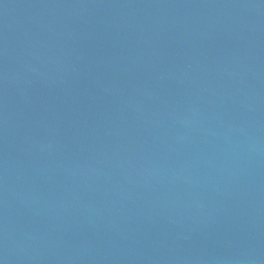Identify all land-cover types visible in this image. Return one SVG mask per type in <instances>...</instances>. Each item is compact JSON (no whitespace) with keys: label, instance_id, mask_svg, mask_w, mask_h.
I'll list each match as a JSON object with an SVG mask.
<instances>
[{"label":"water","instance_id":"95a60500","mask_svg":"<svg viewBox=\"0 0 264 264\" xmlns=\"http://www.w3.org/2000/svg\"><path fill=\"white\" fill-rule=\"evenodd\" d=\"M0 264H264V0H0Z\"/></svg>","mask_w":264,"mask_h":264}]
</instances>
